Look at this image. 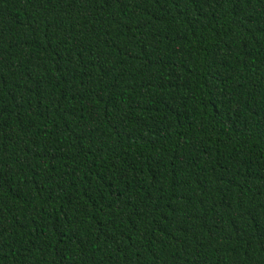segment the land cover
I'll return each instance as SVG.
<instances>
[{
  "label": "trees",
  "instance_id": "trees-1",
  "mask_svg": "<svg viewBox=\"0 0 264 264\" xmlns=\"http://www.w3.org/2000/svg\"><path fill=\"white\" fill-rule=\"evenodd\" d=\"M0 264H264V0H0Z\"/></svg>",
  "mask_w": 264,
  "mask_h": 264
}]
</instances>
